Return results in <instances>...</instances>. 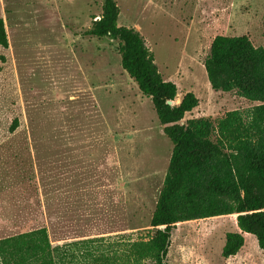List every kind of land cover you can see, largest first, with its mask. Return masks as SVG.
<instances>
[{
	"label": "rangeland",
	"instance_id": "rangeland-1",
	"mask_svg": "<svg viewBox=\"0 0 264 264\" xmlns=\"http://www.w3.org/2000/svg\"><path fill=\"white\" fill-rule=\"evenodd\" d=\"M116 2L119 26L141 33L164 80L177 85L175 104L187 93L198 98L184 122L253 118L259 104L214 91L205 61L220 35L264 46V0ZM103 3L0 0L9 42L0 45V239L46 228L54 247L78 244V257L109 253L121 262L132 243L155 234L173 144L123 69L121 44L84 36ZM238 231L236 215L177 225L167 263L264 264L247 233L239 254L222 258L226 235Z\"/></svg>",
	"mask_w": 264,
	"mask_h": 264
},
{
	"label": "trees",
	"instance_id": "trees-1",
	"mask_svg": "<svg viewBox=\"0 0 264 264\" xmlns=\"http://www.w3.org/2000/svg\"><path fill=\"white\" fill-rule=\"evenodd\" d=\"M116 0H104L99 20L84 36L109 38L122 46V67L140 92L150 98L164 135L173 144L168 172L151 219L155 230L149 240L131 244L123 261L109 253L94 258L89 251L78 257V244L66 250L54 247L46 228L0 239V264H168L173 231L178 224L236 215L238 232L226 235L222 258L229 260L245 246L250 234L264 251V46L256 47L248 36H217L211 45L205 69L216 92H235L259 105L246 122L239 112L184 122L199 106L194 93L180 104L175 83L164 80L145 38L134 28L119 26ZM0 45L9 47L0 18ZM4 63L6 58L0 55ZM18 127L16 120L11 128ZM164 227V229H161ZM89 246L92 242H84ZM76 248V249H75ZM126 259V260H125Z\"/></svg>",
	"mask_w": 264,
	"mask_h": 264
},
{
	"label": "water",
	"instance_id": "water-1",
	"mask_svg": "<svg viewBox=\"0 0 264 264\" xmlns=\"http://www.w3.org/2000/svg\"><path fill=\"white\" fill-rule=\"evenodd\" d=\"M99 19H100V17L97 20H99ZM168 104L171 105V106H175L176 105L175 101H169ZM161 229H164V227H161Z\"/></svg>",
	"mask_w": 264,
	"mask_h": 264
},
{
	"label": "crops",
	"instance_id": "crops-1",
	"mask_svg": "<svg viewBox=\"0 0 264 264\" xmlns=\"http://www.w3.org/2000/svg\"><path fill=\"white\" fill-rule=\"evenodd\" d=\"M181 224H183V223H181ZM181 224H178V225H181ZM169 254V253H168Z\"/></svg>",
	"mask_w": 264,
	"mask_h": 264
}]
</instances>
